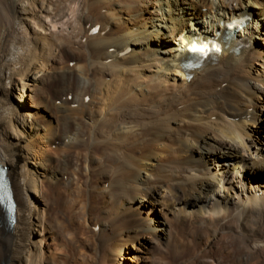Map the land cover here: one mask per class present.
Here are the masks:
<instances>
[{
	"label": "bare ground",
	"instance_id": "obj_1",
	"mask_svg": "<svg viewBox=\"0 0 264 264\" xmlns=\"http://www.w3.org/2000/svg\"><path fill=\"white\" fill-rule=\"evenodd\" d=\"M141 2L0 0V166L17 203L12 225L0 208V264H264V0H164L162 18ZM117 68L131 84L104 81ZM40 135L60 147L37 156Z\"/></svg>",
	"mask_w": 264,
	"mask_h": 264
},
{
	"label": "rangeland",
	"instance_id": "obj_2",
	"mask_svg": "<svg viewBox=\"0 0 264 264\" xmlns=\"http://www.w3.org/2000/svg\"><path fill=\"white\" fill-rule=\"evenodd\" d=\"M136 1H138V2H141L140 0H136ZM147 1V4H144L143 2H141L142 3V6H143V8H145L146 9V11L147 10H153L154 12H155V14H157L159 17H157V18H162V16H163V14H162V11H160L159 10V7L161 6V5H163V3H164V0L162 1V0H146ZM216 2H218V0H216ZM100 2H97V5H98V7H100V6H102V3H100ZM161 3V4H160ZM77 3H74V4H72V10H70L69 11V13L67 14V16L66 17H64L63 19H61V20H59V21H56V22H53V29H56V30H58V29H60V28H62V27H67V26H70V25H72L73 24V22H74V20H75V16H76V9H77V5H76ZM149 8V9H148ZM105 9V10H104ZM75 11V12H74ZM99 11H101L102 13H110L109 11H107V9H106V7H103V8H101ZM104 11V12H103ZM113 17H116V16H114V15H112ZM160 22V21H159ZM158 23V22H157ZM160 24V23H159ZM69 65L70 66H76V68L77 69H79V67L80 66H82L83 65V61L82 62H74V61H71V62H69ZM123 66V68L125 69H129V68H127L128 66H126V65H122ZM124 66H126V67H124ZM119 69H120V67H119ZM148 69V70H147ZM121 70V69H120ZM120 70H118V68L117 69H114L113 71H112V73H106L105 75H104V81L105 82H107V83H110V81L109 80H112L113 81V78H114V80H116L117 78H121V76H122V79L124 80V81H126V82H130V84L132 83L131 81H133L132 79V77H133V75H132V73H130L129 71L127 72V74L126 75H121L122 73H121V71ZM137 70V69H136ZM140 71H141V69H139ZM139 70H138V72H139ZM145 72H144V76L143 77H146V79H147V73H150V72H152V70L153 69H150V68H147V67H145L144 69H143ZM116 72H117V74H116ZM112 74V75H111ZM116 75L118 76L117 78H116ZM139 75H141L142 76V73H140L139 72ZM100 77L101 78H103V75H100ZM127 77V79H125ZM130 77V78H129ZM122 80V81H123ZM55 83V84H54ZM58 82H56V81H54V82H52V83H49V84H47V88H48V92H49V94H50V96H51V98L52 99H54V100H56V102H57V104H60V102H61V100L60 99H58V96H56L57 94H56V90H57V88H62L63 86H61V84H59ZM49 86V87H48ZM116 86V85H115ZM118 91L119 90V88H118V84H117V86L116 87H114L113 88V91ZM54 91V92H53ZM51 92V93H50ZM116 94H117V92H115ZM115 93H112L111 94V96H116V94ZM120 93V91H118V94ZM53 94V95H52ZM60 94V93H59ZM97 99V93L95 94V100ZM87 100H88V98H87ZM40 141L39 140H37L36 142H37V156H39V157H43L44 156V154H50V153H52L53 151H55V150H57L59 147H60V143H59V141L58 140H56L55 142H52V141H50V140H48V139H46V138H43V136L42 135H40ZM49 144V145H48ZM55 165V164H54ZM56 166V165H55ZM76 209V207L74 208V210ZM76 220H74L73 222H72V224H71V227H69L70 228V231H71V233H73V234H75V232L77 233V231L78 230H80V226H79V224L78 223H80L79 222V220L78 221H76ZM82 226V225H81ZM74 229V230H73ZM82 230H84V234H82L81 235V238H82V241H86V239L88 238V236H89V233H87L88 231L86 230V229H82ZM86 231V232H85ZM80 238V239H81ZM83 247V249H86V245L85 246H82ZM124 251H125V249H124ZM131 251H133L134 252V250H131ZM158 257L156 258L158 261H163V259L165 258L164 256H162V255H157ZM77 257H78V261H82L84 258H82V256H80V255H77ZM127 256L126 255H124L123 257H120V259H119V262L121 263V264H135V263H132V262H130L129 260H128V258H126ZM160 258V259H159ZM164 261H165V259H164ZM143 262V261H142ZM72 263V262H71ZM71 263H69V264H71Z\"/></svg>",
	"mask_w": 264,
	"mask_h": 264
}]
</instances>
